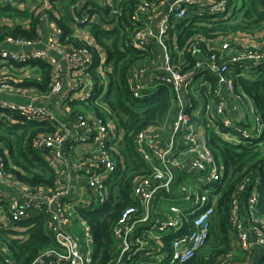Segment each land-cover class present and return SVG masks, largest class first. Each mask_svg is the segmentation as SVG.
Here are the masks:
<instances>
[{
    "label": "built area",
    "instance_id": "1",
    "mask_svg": "<svg viewBox=\"0 0 264 264\" xmlns=\"http://www.w3.org/2000/svg\"><path fill=\"white\" fill-rule=\"evenodd\" d=\"M97 1L86 5L82 12L80 3L71 8L77 27L95 25L93 19L99 16L96 12L99 7L110 9L111 15L120 13L115 0ZM167 1L145 0L127 20L134 30L125 47L150 54L128 73L131 94L143 100L155 94L160 86L167 85L175 95L176 113L172 122L147 125L134 136L135 149L150 170L131 182V197L138 205L125 208L112 224L113 246L108 264H192L210 237L216 203L208 192L224 176V166L208 146L203 128L214 130L233 145L254 143L264 131L254 102L245 95H237L231 76L237 68L245 76L258 72L264 66V46L241 47L227 41L219 48H212L209 56L199 60L193 70L183 73L174 62L173 48L169 45L173 41L174 49L178 50L177 35L169 37V32L193 8L209 15H224L230 0H172L154 23L149 15ZM54 4V0H0V6L29 9L42 21L40 35L35 39L7 35L0 40V65H10L20 73L18 78L0 75V94L19 90L14 83L30 77V64L34 61L45 62L52 68L51 87L46 94L38 91L30 103L0 100V117L9 112L24 122L52 124L55 130L37 136L34 149L56 173L68 174L69 169L84 167V175L64 182L59 176L61 186L57 182L55 188L34 187L20 199L6 190L9 173L0 156V207H7L13 222L30 221L38 214H47V227L57 247L45 249L31 264H95L91 226L76 208L97 210L108 203L110 183L118 167L111 149L118 145L122 134L109 111L97 115L92 111L73 110L70 102L93 100L97 93L95 77H101L100 84L107 89L106 53L85 29H80L74 37L86 46L63 42L62 29L48 13ZM0 20V27L15 25L6 18ZM29 23L28 20L21 24L29 28ZM114 26L103 24L107 30ZM201 41L196 38L189 47L193 57L199 56ZM206 73L217 75L219 86L211 94L213 99L200 101L190 113L191 96L198 98L194 88L206 83ZM222 87L248 109L254 120L252 126L242 127L238 119L229 116V96L221 94ZM35 101L52 103L38 105ZM60 109L64 110L63 114L58 112ZM78 146H85V152L68 166L65 155L68 149ZM259 184L260 178L254 181L246 176L237 188L238 194L246 190L252 193L247 216L243 215L238 196L232 199L231 244L238 253L220 258L222 264H250L252 249L264 248V217L256 214L255 207ZM0 254L3 257L0 264H15L6 244L0 243Z\"/></svg>",
    "mask_w": 264,
    "mask_h": 264
},
{
    "label": "trees",
    "instance_id": "2",
    "mask_svg": "<svg viewBox=\"0 0 264 264\" xmlns=\"http://www.w3.org/2000/svg\"><path fill=\"white\" fill-rule=\"evenodd\" d=\"M118 15H111V10L99 7L96 11L103 22L114 24L112 29H105L99 25L79 26L74 31L70 22L71 8L80 3V12L84 10L83 0H64L59 9L60 16L53 15L50 9V18L63 31V42H74L77 47L86 46V43L75 38L79 29L88 27L96 43L106 53V75L109 80L107 89L100 84L101 77H95L96 95L87 103L70 102L73 110L78 112L92 111L103 115L109 111L120 134L118 145L111 149V153L118 161L115 178L109 188L108 203L97 210L76 208L79 216L92 229L94 240L95 264H108L111 259L113 238L112 224L119 219L122 211L128 206L138 205L131 197V182L138 175H146L150 166L145 162L134 146V136L150 124L172 122L176 113L174 104L175 95L172 89L163 85L151 97L140 100L131 94L127 82L130 69L150 57L148 52H140L125 47V42L134 30L127 20L136 7L145 0H115ZM158 3L160 0H146ZM248 4V5H247ZM85 6V5H84ZM231 15L226 19L224 15L196 14L191 10L187 18L171 29L169 37L177 35V48L173 50L174 62L180 65L183 73L193 70L199 60H205L211 51L204 48V39L212 40L220 36L238 32H252L264 25V0H230L228 11ZM243 11V15L239 14ZM13 20L12 27H0V40L7 35L21 36L35 39L42 28V21L31 13L29 9H19L16 6H0V19ZM30 21L29 28L21 24ZM196 38L201 39L199 56L193 57L189 47ZM174 44L171 40L169 45ZM264 46V45H263ZM180 52V54H179ZM99 63L96 53V66ZM30 77H23L18 88H33L46 94L52 81V68L42 61L30 64ZM237 68L231 76L235 80L237 95L250 98L256 107L257 114L264 124V66L257 73L247 76L240 75ZM206 83L194 88L198 98L191 96L189 112L193 113L200 101L207 102L205 95H211L219 86L218 76L205 75ZM2 111H0L1 113ZM55 127L47 122H24L14 113H7L0 117V156L6 160V169L9 174L36 188H55L56 173L45 161L44 157L33 147L34 139L46 132H53ZM207 144L220 159L224 166L223 178L212 185L208 192L210 199L215 201V213L211 220L210 237L206 246L192 260V264H222L220 258L235 256L238 252L231 244V203L234 196H238L244 216L248 213V201L252 190L238 194L237 188L246 176L254 181L260 178L257 186L258 199L256 214L264 217V131L257 141L244 145H233L222 139L214 130H207ZM3 214L9 225L0 220V243L6 244L15 264H31L45 249L57 247L54 237L47 227V214L41 213L36 218L25 222H13L9 217L7 207ZM7 212V214H6ZM3 216V215H0ZM4 217V216H3ZM5 218V217H4ZM3 257L0 254V261Z\"/></svg>",
    "mask_w": 264,
    "mask_h": 264
},
{
    "label": "crops",
    "instance_id": "3",
    "mask_svg": "<svg viewBox=\"0 0 264 264\" xmlns=\"http://www.w3.org/2000/svg\"><path fill=\"white\" fill-rule=\"evenodd\" d=\"M55 2V7L53 10V14L56 17H59V9H57L58 5H60V2H64V0H54ZM85 4H84V0H83V4L89 5L92 4L94 2H98L97 0H85ZM172 2V0H168L167 2L161 3L160 5H158L154 11L149 15V18L152 19V21L155 23L158 21V19L160 18L162 12L169 6V4ZM230 2V1H229ZM57 5V7H56ZM83 5V8H85V6ZM192 10H196V14L201 15L203 14V12H199L198 9L193 8ZM71 13V12H70ZM231 15V9L224 14L225 18L227 19L229 16ZM7 21L9 22H13V20H9L6 18ZM6 21V22H7ZM95 21V25H99L103 27V24H105V22L102 21V19L100 18V16L95 15V18L93 19V22ZM7 22V23H9ZM71 26L73 27L74 31H76L78 28L77 25L74 23L73 20H71L70 22ZM84 29L87 31V35L92 36L90 30L88 29V27H84ZM80 30V29H79ZM79 30L77 32H79ZM83 30V29H81ZM80 30V31H81ZM76 32V33H77ZM246 33V32H245ZM237 34H244V32H238V33H234V34H228L225 36H220L216 39H212V40H207L204 39V48L207 51H210L212 48H219L223 43L229 41L237 46H241V47H249L251 45H253L254 43H246V42H241V41H237L235 38V35ZM93 38V37H92ZM241 38V37H239ZM94 39V38H93ZM258 45V44H257ZM260 46H263V44H259ZM171 47L174 49L173 44L171 45ZM12 50H17L16 48H11ZM176 51V50H175ZM32 72V68L31 71ZM257 73V72H256ZM251 74V73H250ZM0 75H4L6 78H18L20 73L14 71L12 69V67L10 65H0ZM38 91L33 89V88H19V90L16 91H12V92H7V93H3L0 94V100H10L16 103H30L33 100V96L37 93ZM221 94L228 97V93L226 92L225 88L222 87L221 88ZM213 95H208L206 98L207 101H209L210 99H213L212 97ZM250 99V98H249ZM36 104L38 105H47V106H51L52 101H35ZM227 110H228V114L229 116L238 119V123L240 126L242 127H249L252 126L254 124V120L253 118L250 116V114L248 113V109H246L244 107V105L238 101V99L234 96H229L228 98V106H227ZM63 114V113H60ZM207 130L208 128H203L202 134L203 136H205V139L207 137ZM72 153L66 154L65 158L66 161L69 164H71L76 158L80 157L84 152H85V146H78V147H73L71 149ZM42 155V154H41ZM43 156V155H42ZM44 157V156H43ZM4 160V158H3ZM84 167H80L77 170H73V169H69V173H62L63 171H57L56 173V178H57V182H61V179L59 178V176L62 178V181L64 182V180H72L76 175H84ZM9 182L6 185V190L7 192L13 196V197H18L20 199H23L27 196V193L32 190L31 185L23 182L22 180L18 179L17 177L9 174ZM49 189V187L47 188ZM6 209L4 207H0V215H3L4 218V223H6V225H9V222L6 219V216L3 214V212ZM7 214V212H6ZM8 215V214H7ZM251 255H250V264H262V262L264 261V248L261 247H254L251 251Z\"/></svg>",
    "mask_w": 264,
    "mask_h": 264
},
{
    "label": "rangeland",
    "instance_id": "4",
    "mask_svg": "<svg viewBox=\"0 0 264 264\" xmlns=\"http://www.w3.org/2000/svg\"><path fill=\"white\" fill-rule=\"evenodd\" d=\"M242 15H243V11L241 12V14H239V16L241 17ZM235 37H236L235 39L237 41L246 42V43H254L253 44L254 46L261 47L259 44H263L264 45V25L258 27L257 29H255L252 32H249V33L248 32H246V33L244 32V34H237V35H235ZM239 37H241V38H239ZM205 96H206V98H208L207 95H205ZM58 112L59 113H63L64 110L60 109ZM69 153H72L71 149H68L66 154H69ZM3 161H4L5 166H6V163H7L6 160H3ZM61 184L62 183H59V186H61ZM55 185L57 186L58 184L55 183ZM0 220L3 221L4 217L0 216Z\"/></svg>",
    "mask_w": 264,
    "mask_h": 264
},
{
    "label": "water",
    "instance_id": "5",
    "mask_svg": "<svg viewBox=\"0 0 264 264\" xmlns=\"http://www.w3.org/2000/svg\"><path fill=\"white\" fill-rule=\"evenodd\" d=\"M86 1H88V0H86ZM86 2H85V0H84V4H85Z\"/></svg>",
    "mask_w": 264,
    "mask_h": 264
}]
</instances>
